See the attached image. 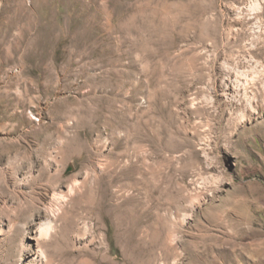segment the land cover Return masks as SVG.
Returning a JSON list of instances; mask_svg holds the SVG:
<instances>
[{
    "label": "rangeland",
    "instance_id": "rangeland-1",
    "mask_svg": "<svg viewBox=\"0 0 264 264\" xmlns=\"http://www.w3.org/2000/svg\"><path fill=\"white\" fill-rule=\"evenodd\" d=\"M0 264H264V0H0Z\"/></svg>",
    "mask_w": 264,
    "mask_h": 264
}]
</instances>
